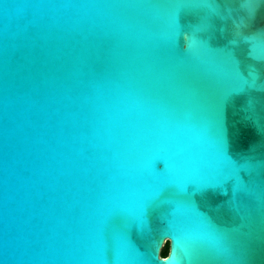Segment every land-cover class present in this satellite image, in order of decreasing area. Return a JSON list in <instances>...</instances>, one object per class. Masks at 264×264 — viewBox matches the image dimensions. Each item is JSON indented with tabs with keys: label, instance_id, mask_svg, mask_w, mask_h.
<instances>
[{
	"label": "water",
	"instance_id": "water-1",
	"mask_svg": "<svg viewBox=\"0 0 264 264\" xmlns=\"http://www.w3.org/2000/svg\"><path fill=\"white\" fill-rule=\"evenodd\" d=\"M261 36L264 0H0V264H264Z\"/></svg>",
	"mask_w": 264,
	"mask_h": 264
},
{
	"label": "snow or ice",
	"instance_id": "snow-or-ice-1",
	"mask_svg": "<svg viewBox=\"0 0 264 264\" xmlns=\"http://www.w3.org/2000/svg\"><path fill=\"white\" fill-rule=\"evenodd\" d=\"M241 7L245 8L249 11V14L254 10L255 7V0H241ZM231 15V10H227ZM214 12L217 15H222L224 10L214 9ZM234 32L236 34L237 39L233 40V43H238L239 38L243 35V29L246 23L245 17H239L237 20H234ZM245 39H249L248 37H244ZM261 46H264V36H261L257 38L256 43L254 44V48L259 49ZM260 57H264L261 56ZM154 163L155 167L159 170H163L164 168V160L162 159V156L155 154L152 151H149L145 154V156L139 161V164L141 167L146 168L150 164ZM260 166H264V160L261 161ZM235 168L237 171H243L241 166L238 163H235ZM233 177H229L228 183L231 182Z\"/></svg>",
	"mask_w": 264,
	"mask_h": 264
},
{
	"label": "trees",
	"instance_id": "trees-1",
	"mask_svg": "<svg viewBox=\"0 0 264 264\" xmlns=\"http://www.w3.org/2000/svg\"><path fill=\"white\" fill-rule=\"evenodd\" d=\"M169 252V246H168V241H166L160 251V255L162 257H166L168 255Z\"/></svg>",
	"mask_w": 264,
	"mask_h": 264
}]
</instances>
